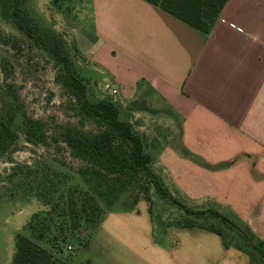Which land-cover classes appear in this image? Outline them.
I'll list each match as a JSON object with an SVG mask.
<instances>
[{
  "label": "crops",
  "instance_id": "0c3cea01",
  "mask_svg": "<svg viewBox=\"0 0 264 264\" xmlns=\"http://www.w3.org/2000/svg\"><path fill=\"white\" fill-rule=\"evenodd\" d=\"M94 16V30L70 20L68 33L87 69L102 76L96 86L117 89L121 118L127 112L125 121L140 129L148 153L176 177V187L217 207L251 210L248 224L255 220L253 233L264 243L258 223L264 192L246 203L228 198V192L264 186L257 178L264 177V0H229L210 35L143 0H98ZM144 129L171 130L180 152L156 155L154 146L168 140L160 134L149 139ZM142 203L134 211L109 213L70 264H217L218 258L251 264L221 237L219 251H155V223L150 205L144 212Z\"/></svg>",
  "mask_w": 264,
  "mask_h": 264
},
{
  "label": "rangeland",
  "instance_id": "374dc122",
  "mask_svg": "<svg viewBox=\"0 0 264 264\" xmlns=\"http://www.w3.org/2000/svg\"><path fill=\"white\" fill-rule=\"evenodd\" d=\"M97 11L98 0H0V117L4 119L2 124L13 119L12 126L15 127L13 132L16 135V140L6 151L0 150V264H13L17 235L31 237L28 224L35 215L49 210L35 198L23 200L11 196L9 190L13 185L10 183V176L21 174L38 164L50 165L67 173L82 170L86 163L74 155L65 142V133L73 130L91 136L99 129L98 123L82 110L76 89L65 80L63 66L45 46L55 43L61 45V55L70 60V71L74 77L87 86V96L91 102L110 100L117 105V95H112L107 89L106 92L101 91L96 86L95 82L101 81L102 76L87 69L75 50L73 37L68 33L70 20L78 26L94 30L93 18L95 19L94 14ZM84 15L87 17L83 18ZM16 17L21 21L26 19V26L32 31V36L16 25ZM35 34L42 38L39 43ZM25 119L30 121L28 124L34 127L33 132L40 138L36 139L35 143L28 140L26 129L23 128ZM122 119H129L127 112H122ZM139 130L136 129L137 132H140ZM170 131L144 129L142 132L149 139L155 134L157 136L160 134L162 141L168 140L165 145L161 143L162 146H154L155 150H152L157 151L158 155L162 149H168L173 153L180 152L181 145H177L174 132ZM154 164L155 170L160 172L173 196L186 207L197 211H217L235 224L225 225L220 220L209 218L201 222L202 226L208 228L213 226L214 229L221 231L227 242L230 241L227 233L235 232L237 239L233 244L236 245L240 243L237 233L242 234L244 231V234L245 232L248 234V229L253 232V228L256 227L255 220L251 221V226L248 224L252 216L251 210L221 208L210 201L194 199V192L188 193L176 187V177L165 172V168L158 160ZM17 168L19 171L14 172ZM176 188L180 189V192ZM232 188L234 191L240 189L234 186ZM133 189L132 187L120 193L113 212L124 211L128 206L134 205L136 198H140V193ZM262 192L264 186L256 192L241 191L231 194L228 192V198L232 203L233 201L246 203L254 200ZM149 196L152 202L157 204L155 209L159 213L157 214L155 210L156 232L155 238L153 237L155 251L173 248L206 251L218 250L221 247L220 237L197 229L170 228L168 235H165L162 227L160 225L158 227V221L163 220L166 227L169 225L172 227L183 220L184 216L180 208L162 200L154 190L149 192ZM139 201H143L141 206L144 211L149 203L143 196ZM258 223L264 231V209ZM87 235V231L81 233L85 238ZM46 236H52V232L48 231ZM254 236L256 240L253 244L260 247V240L255 233ZM62 250V257L65 258L69 254L73 255L77 247L74 243L68 242ZM218 259L217 264H226L220 261L221 258ZM259 259L254 258L251 263L261 264L262 261ZM232 260L234 262V259Z\"/></svg>",
  "mask_w": 264,
  "mask_h": 264
},
{
  "label": "trees",
  "instance_id": "16d2710c",
  "mask_svg": "<svg viewBox=\"0 0 264 264\" xmlns=\"http://www.w3.org/2000/svg\"><path fill=\"white\" fill-rule=\"evenodd\" d=\"M143 1L158 7L192 29L210 35L229 0ZM16 19V25L32 36V31L26 26V19L22 21L19 17ZM35 37L38 43L42 40L37 34ZM45 48L51 50L54 58L61 63L65 80L76 89L82 110L98 123L99 129L91 136L73 130L65 133V142L74 155L86 163L82 170L67 173L50 165L38 164L21 174L10 176V183L13 185L9 190L11 196L23 200L35 198L49 208L48 211L35 215L28 224L31 237L17 235L13 264H70L75 253L89 244L95 231L107 215L113 212L120 193L132 187L140 193V198L143 196L147 199L154 223L157 204L153 203L149 196L151 190H154L162 200L180 208L184 218L182 222H177L172 227L201 229L214 233L222 238L225 247L236 248L247 254L251 261L260 258L259 260L264 262V243L260 242V247L254 245L256 238L248 228V234L246 232L244 234V231L242 234L237 233L240 243L236 245L233 244L237 239L235 232L227 233L230 236L228 237L230 241L227 242L221 231L214 229L213 226L211 228L202 226L201 222L209 218L220 220L225 225L235 224L217 211L192 210L177 200L162 177L153 169L154 160L148 153L145 137L138 133L130 122L121 118L120 109L113 101L89 100L87 86L70 71V60L61 55L59 43ZM75 50L77 51L76 48ZM3 120L0 117V150L6 151L16 140V135L13 132L15 128L12 126L13 119L2 124ZM28 122L30 121L24 120L23 128L26 129L28 140L35 143V140L40 138L33 132L34 127ZM241 159L242 157L236 158L229 166L236 165ZM255 165L254 162V169ZM17 171L18 168L14 172ZM257 178L264 179L261 176ZM140 198L137 197L134 205L128 206L124 211H134ZM165 223L163 220L158 221V227L159 225L162 227V232L170 228V225L166 227ZM48 231L52 232V236H46ZM84 231L88 233L86 238L81 236ZM68 242L74 243L77 251L63 258L62 249Z\"/></svg>",
  "mask_w": 264,
  "mask_h": 264
},
{
  "label": "built area",
  "instance_id": "2783aa9c",
  "mask_svg": "<svg viewBox=\"0 0 264 264\" xmlns=\"http://www.w3.org/2000/svg\"><path fill=\"white\" fill-rule=\"evenodd\" d=\"M106 89H107V91L111 92L112 95H114V96L117 95V89L116 88H113V87L107 85Z\"/></svg>",
  "mask_w": 264,
  "mask_h": 264
}]
</instances>
